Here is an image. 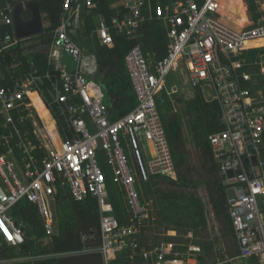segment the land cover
Masks as SVG:
<instances>
[{"label":"built area","instance_id":"2783aa9c","mask_svg":"<svg viewBox=\"0 0 264 264\" xmlns=\"http://www.w3.org/2000/svg\"><path fill=\"white\" fill-rule=\"evenodd\" d=\"M95 5V0H64L61 23L54 30L50 57L59 59L62 52L69 53L78 62L74 72L55 64L56 73L42 75L34 69L21 81L11 75L12 85H3L0 79L1 126L15 129L19 136L16 146L22 149L25 165L22 168L3 151L4 147L12 150L13 133L3 135L0 248L25 242L26 232L12 215L22 200L36 204L47 234L52 235L51 204L56 190L63 188L77 201L89 196L97 199L100 244L91 250L102 254L104 264H113L118 252L126 247L132 249V259L139 252L143 262L149 264H200L202 248L193 243L185 252L176 250L173 243L136 251L138 234L150 217L138 184L149 181L151 176H178L157 106L159 91L164 89L173 98L198 89L204 94L202 88L208 87L219 105L223 126L221 131L209 134L208 140L225 183L234 194L228 199L239 246L234 259L237 264H264V53L250 60L247 51L258 47L246 46L248 41L264 38V19L233 27L221 17L222 0H175L167 5L160 0H124L110 20L99 14L97 32L104 45L112 43L116 34L135 37L138 28L154 18L166 28L169 41L167 55L154 62L140 45L128 52L125 62L138 104L114 120L97 84L88 79L91 70L86 66V57L71 36L80 27L85 10ZM13 11L11 3L0 7V20L12 25ZM2 40L17 42L7 32ZM46 88L52 97L48 102L51 112L62 119L55 120L54 125L62 128H57L58 140H53V131L51 140L41 138L45 152L40 159L34 154V146L20 133L18 123L35 120L32 94L44 95ZM247 160L258 173L247 169ZM105 166L112 181L124 192L133 221L129 225H121L114 215Z\"/></svg>","mask_w":264,"mask_h":264},{"label":"trees","instance_id":"16d2710c","mask_svg":"<svg viewBox=\"0 0 264 264\" xmlns=\"http://www.w3.org/2000/svg\"><path fill=\"white\" fill-rule=\"evenodd\" d=\"M21 1L24 0H7L12 5ZM34 1L37 3L43 21L48 20L50 24L46 28L41 42V45L45 42L48 44L54 36V30L60 24L64 0ZM95 1L96 5L84 13L86 23L83 25V36L79 39L81 41L83 39L82 44L88 52L94 53L98 57L100 73L97 74L96 79L99 84H103L105 94L110 97L105 103L112 118L116 120L138 104L125 63L127 53L134 46L140 45L150 57L156 51L158 57L156 58L162 59L167 55L169 44L165 27L160 20L154 18L143 25L139 35L135 38L114 35L113 43L102 46L94 33L96 16L105 14L110 20L117 10L111 8L108 0ZM160 1L163 5H167L175 0ZM197 1L202 3L204 0ZM246 1L248 10L255 13L254 23H257L264 17L262 12H258L260 3L258 0ZM7 2L6 0H0V7H4ZM27 18H31V12L28 9H22L21 19ZM0 28L4 32L13 31L11 25L4 23L0 24ZM22 45L20 42L9 49L0 51L1 84H12L10 76L13 73L18 77H25L34 68H39L40 73H44L46 69L48 70L47 59L45 60L41 52H30ZM1 49L2 44L0 43ZM261 53H264V48L251 49L247 51V57L250 60H255ZM18 63L20 66L13 68V65ZM31 63H34V68L31 67ZM44 95L46 96V94ZM184 98L187 99L185 103L186 110L190 114V129L201 160L200 170L202 173L206 172L215 178H219L220 164L218 165V161L214 158L208 140L209 134L213 133V130L210 129L211 125L213 126L218 121L219 107L216 103H212V106H210V103L204 104L197 92L184 93ZM156 100L166 128L178 176L176 179L166 176H151L149 181L138 184L142 202L150 207V217L147 221H144V225L138 234V248L136 251L138 252L144 248L152 250L173 243L176 245V250L185 252L189 244L193 243L202 248V255L198 257L200 264H231L215 248V238L211 235L212 228L208 230L206 204L197 193L191 191V189L195 190L198 186L194 184L195 179L189 178L194 170L189 165L183 124L175 113L174 103L164 89L159 91ZM210 113L213 114V119ZM38 118L41 122V118L39 116ZM0 123H2L1 117ZM20 128L23 132L28 133L30 142L35 147L37 157L43 158V148L34 133L32 124L25 122L20 124ZM221 129V126L216 128L217 131ZM246 165L248 166V163ZM106 172L110 201L114 205V214L121 225H129L133 221L127 211L123 191L112 181L108 169H106ZM162 179L167 182V185L161 182ZM199 181L203 182L200 179ZM208 188L214 215L223 228L222 235L226 236L225 234H228L235 238L232 220L228 212L225 186L222 182H215L208 183ZM54 211L57 231L49 235L44 228V222L35 204L22 200L15 206L16 221L22 224L26 232L25 242L18 246L7 245L0 248V259L12 260L30 256H52L26 262L10 261L4 264H104L102 254L91 250L98 247L99 244L87 243L84 239L90 232H100L101 213L97 199L89 196L84 201H77L68 190L58 188L55 195ZM207 232L210 233L209 237L204 235ZM203 237L204 239L201 240L200 238ZM132 252L130 247L119 251L113 264H137L130 257ZM135 254L138 264H140L142 254L139 252ZM218 255H221L220 259H218ZM232 264H237V262L232 261Z\"/></svg>","mask_w":264,"mask_h":264},{"label":"crops","instance_id":"0c3cea01","mask_svg":"<svg viewBox=\"0 0 264 264\" xmlns=\"http://www.w3.org/2000/svg\"><path fill=\"white\" fill-rule=\"evenodd\" d=\"M9 1V0H8ZM223 1L224 0H222V3H223ZM6 2H7V0H6ZM8 3V2H7ZM22 3H25L23 6L25 7L26 5H28V8H24V9H28L30 12H31V18H27V19H24L23 21L25 22V24L27 23V25L21 30V33L20 34H22V35H20L19 37H18V35H17V32H16V28H15V19H14V16H13V24L11 25L12 27H13V31L12 32H7V33H10L12 36H13V38L15 39V40H17V42L14 44V43H12V42H6L5 40H0V43L2 44V49L0 50V51H2V50H5V49H9L10 47H12V46H15V45H17V43H22L23 45V47L27 50V49H29L30 50V52H37V51H39V52H41V54L44 56V58H45V60L47 59V64L49 65V68H48V70L46 69V71L44 72V73H40V74H46L47 72H49V71H51V72H53V73H56L55 72V64H60V66H63V67H65L67 70H69V71H71V72H74L77 68H78V62L76 61V59L73 57V56H71L69 53H67V52H62V56H61V58H59V59H55V58H51L50 57V51H51V47H52V45H53V37H52V39L50 40V42L47 44L46 42L45 43H43L42 45H41V42H42V36L45 34V30H46V28H48L49 27V21L48 20H44L43 21V19H42V17H41V14H40V18L41 19H38V17L36 16V15H34V12L31 10L34 6H35V4H37L34 0H26V1H21V2H19V3H17V4H15V5H13L14 6V10H15V8L17 7V6H19V5H21ZM223 6V5H222ZM30 7V8H29ZM87 10H88V8H87ZM223 10V9H222ZM247 11H248V8H247ZM247 11H245V12H247ZM85 12H87L86 10H85ZM221 13H222V11H221ZM231 15V17H232V14H230ZM98 16V15H97ZM97 16H96V20H95V22H96V29L94 30V33L96 34V37L98 38V41H99V43L102 45V46H104V44H102L101 43V40L99 39V36H98V32H97V26H98V20H97ZM221 17H222V14H221ZM223 18V17H222ZM37 20L38 21V27H37V29L36 30H33V29H29V24L31 23V22H33V20ZM2 20V21H1ZM0 20V24H2V23H4L3 21V19H1ZM225 20V19H224ZM151 20H149V21H147V22H150ZM227 22V21H226ZM60 23H61V21H60ZM86 23V20H85V16L83 15V17H82V22H81V24H80V27L79 28H77L76 30H74L73 32H72V34H71V36H72V38H73V40L75 41V43L82 49V51H83V54H84V56L86 57V61H85V63H86V66L87 67H89L90 68V73H88V79L89 80H91V81H94L96 84H97V86H98V88H99V90L101 91V93L103 94V97H105V91L103 90V84L101 85V84H99L98 83V80L96 79V76H97V74L98 73H100V66H99V61H98V57L96 56V54H94V53H90V52H88L86 49H85V47H84V45L82 44V42H83V39H82V41H81V39H79L80 37H82L83 36V30H84V24ZM146 23V22H145ZM144 23V24H145ZM228 23V22H227ZM252 24V22L251 21H249V22H247V21H245V24ZM5 24V23H4ZM143 24V25H144ZM229 24V23H228ZM7 25V24H6ZM143 25L142 26H140L139 28H138V31H137V34H136V36H138L139 35V33H140V30H141V28L143 27ZM231 25V24H230ZM231 26H233V25H231ZM243 25H240L239 27H236V26H233V27H236V28H240V27H242ZM1 29V28H0ZM165 32H166V28H165ZM117 35V34H116ZM135 36V37H136ZM166 36H167V34H166ZM135 37H132V38H135ZM129 38H131V37H129ZM167 40H168V38H167ZM114 42V41H113ZM112 42V43H113ZM111 44V43H110ZM168 44H169V41H168ZM106 45H109V44H106ZM168 47H169V45H168ZM258 48H260V47H258ZM144 53L146 54V56H147V53L144 51ZM128 54V53H127ZM67 57H68V59H67ZM157 52L155 51L154 53H153V57H151L150 58V60H151V62H154L155 60H158L157 58ZM125 58H126V56H125ZM73 60V65H71L72 64V61ZM126 63V62H125ZM88 64V65H87ZM43 65H44V63H43ZM18 66H20V64L18 63V64H14L13 65V68H16V67H18ZM31 67L32 68H34L35 67V65H34V63H31ZM34 69H39V68H34ZM33 69V70H34ZM32 70V71H33ZM31 71V72H32ZM15 78H14V80L15 79H17V80H19V81H21V79L23 78V77H18V76H16L14 73L12 74ZM93 78V79H92ZM3 79H4V77H3ZM2 81V80H1ZM12 84H13V81H12ZM11 84V85H12ZM45 87H47V85L46 86H44V88ZM201 90V89H200ZM203 91V90H202ZM190 93H194V92H197V94H198V90H195V91H189ZM45 94H46V96H47V98H45V96L44 95H42V94H38L37 96H38V98L42 101V103H43V105L45 106V108L47 109V111L49 112V117H48V119L46 120L45 118H43L40 114H39V112H38V110H37V108L35 109V117H34V121L32 122V120H27L26 122H30L31 124H32V126H33V130H34V133H35V135H36V137L40 140V144H41V146H42V148H43V155H44V152H45V149H44V147H43V145H42V140H41V138H44V139H46L47 141H49V140H51L52 139V135L50 134L51 132L50 131H53L54 132V136H56V137H54V139L53 140H58V136H59V134H58V132H56L57 131V128H58V126H59V128L61 129L62 127H61V125L60 124H58V126L57 127H55V125H54V121L55 120H57V121H62V119H61V117H59V115L57 114V113H53V112H51V110H50V106H48V102L50 101V100H52V97L49 95V92H48V90H47V88L45 89V92H44ZM185 93H188V92H185ZM203 94V93H202ZM168 95V94H167ZM199 95V94H198ZM169 96V95H168ZM177 96H180L181 98H182V102L181 103H179L177 106H175V98L177 97ZM170 97V96H169ZM200 97V96H199ZM203 97H204V99H205V102L206 103H216L217 105H218V103L215 101V100H213V99H211V100H208V99H206V97H205V95L203 94ZM108 98H110L109 96H108ZM171 98V97H170ZM47 99H48V101H47ZM201 99V98H200ZM34 100V99H33ZM171 100L173 101V103H174V107H175V113L178 115V118L182 121V124H183V131H184V120H183V118H184V114H186L185 116L188 118V123L190 124V114L187 112V110H186V98H184V93H181V94H177V95H175V96H173V98H171ZM104 101H105V98H104ZM218 107H219V105H218ZM182 108H183V110H182ZM134 109V108H133ZM183 111V112H182ZM130 112V111H129ZM179 112L182 114H179ZM128 113V112H127ZM219 114V113H218ZM125 115V114H124ZM38 116L41 118V120L43 121V123H42V121L40 122V120H39V118H38ZM123 116V115H122ZM35 122V123H34ZM23 123H25V122H22V123H18V128H19V130H20V133L21 134H23L24 136H25V138L27 139V142L29 143V144H31V142H30V139H29V137H28V133L27 132H23L22 130H21V128H20V124H23ZM59 123V122H58ZM164 123V122H163ZM218 123H219V125L221 126V128L223 129V126L221 125V123H220V119H219V117H218ZM43 124H44V126H43ZM11 127V128H10ZM190 127H191V125H190ZM0 129L2 130V132L0 133V139L3 137V135H6V134H10V132H12L13 133V138H12V150H10V148L9 147H4L3 148V151H5V152H7L8 154H9V156H11V157H13L15 160H17L18 161V163L21 165V167L22 168H24V154H23V152H22V149L20 148V147H17L16 146V143L19 141V136L16 134V131H15V129L13 128V126H9L8 128L6 127V128H4V127H2L1 126V123H0ZM221 129V130H222ZM191 130V129H190ZM221 130H219V131H221ZM9 132V133H8ZM216 132H218V131H216ZM192 133V132H191ZM214 133V132H213ZM193 135V134H192ZM194 144H195V142H194ZM32 145V144H31ZM32 146H34V145H32ZM195 146V145H194ZM212 147V146H211ZM34 149H35V147H34ZM195 150L197 151V153H198V157H199V159H200V156H199V152H198V149H197V147L195 146ZM34 154L36 155V150H34ZM213 155H214V153H213ZM215 158V157H214ZM216 159V158H215ZM216 161H218L217 159H216ZM247 163H248V166L246 165V167H247V169L250 171V172H256V173H258V169L255 167V165L254 164H252L251 162H248L247 161ZM220 163L218 162V165H219ZM107 167V166H106ZM220 167V166H219ZM106 169H108V168H106ZM201 160H200V168H193V173L192 174H194V175H197L196 176V178H194L196 181L194 182V184H197V188L195 189V190H198L199 192H197V191H195L194 189H191V191L192 192H194V193H197L201 198H202V200L204 201V203L206 204L207 203V200H208V204H209V206H210V208H212V210L210 211V215H209V213H206L207 214V216H211L212 218L211 219H214L213 221L212 220H210V218H208V223H210V227H209V230H211V225L212 224H214L215 223V220H217L216 219V217H215V215H214V212H213V207H212V203H211V201H210V197H209V192H208V190H209V188H208V183H215V182H218V183H220V182H222V184L225 186V189H226V194H227V205H228V199H229V194H228V192H229V186L225 183V176H224V174L222 173V170H221V167H220V170H219V173H218V176H219V178H215V177H213V175H210L209 173H206V172H204V173H202L201 172ZM190 176V175H189ZM161 177H163V176H161ZM166 177H168V176H166ZM169 178H171V177H169ZM172 179H176V178H172ZM199 179L200 180H202L203 182H200L199 181ZM61 189H63V188H61ZM121 190H122V188H120ZM63 190H68V189H63ZM123 191V190H122ZM69 192V191H68ZM70 193V192H69ZM206 195V196H205ZM94 198V197H93ZM123 198H124V192H123ZM24 201H27V200H24ZM124 201H125V203H126V200H125V198H124ZM111 202V201H110ZM54 203H55V197H54V200L52 201V204H51V207H52V210H53V214H54V233L57 231V225H56V220H55V211H54ZM112 203V202H111ZM36 205V204H35ZM112 206H113V208H114V205H113V203H112ZM15 208V207H14ZM14 208H13V211H12V215H13V217H14V219L16 220V217H15V215H14ZM100 208V207H99ZM126 208H127V204H126ZM149 209H150V207H149ZM127 211H128V209H127ZM150 211V210H149ZM207 212V211H206ZM262 213H264V204L262 205ZM115 215V214H114ZM22 221V220H21ZM211 221L213 222L212 224H211ZM217 222H218V220H217ZM219 225H220V223H219ZM93 232H98L99 233V240H98V242L96 243V242H93L92 241V238H93V235H89L90 233H88L85 237H84V239H85V241L87 242V243H95V244H100V232L99 231H93ZM212 232H213V230L211 231V235H212ZM231 243V242H230ZM169 244V243H168ZM168 244H166V245H168ZM165 245V246H166ZM232 245V244H231ZM164 247V246H163ZM233 247H235V251H234V253L232 252V257L229 259V261H235V257L238 255V253H239V246H238V243H237V241H236V239L233 241ZM145 249V248H144ZM52 255H49V256H43V257H40V256H30V257H24V258H16V259H12L11 260V262H26V261H31V260H36V259H38V258H48V257H51ZM118 256V255H117ZM117 256H116V258H117ZM19 259H21V260H19ZM4 260V259H3ZM104 260V259H103ZM8 261V260H7ZM133 261H135L137 264H138V260L135 258V259H133ZM8 262H10V261H8ZM7 263V262H6ZM113 263H114V261H113ZM2 264H4V263H2ZM140 264H149V263H145V262H143V260H141L140 261Z\"/></svg>","mask_w":264,"mask_h":264},{"label":"rangeland","instance_id":"374dc122","mask_svg":"<svg viewBox=\"0 0 264 264\" xmlns=\"http://www.w3.org/2000/svg\"><path fill=\"white\" fill-rule=\"evenodd\" d=\"M108 1H109L112 9L118 10L122 6V3L124 0H108ZM258 2L260 3V8L258 9V12H262L264 14V0H258ZM222 5H223L222 17L229 24L236 26V27H239L240 25H244L245 21H247V22L251 21L252 23L254 22L255 13L250 11V10L247 11L248 3L246 0H224ZM245 11H247V12H245ZM230 14H232V17ZM263 19H264V17H263ZM147 56L150 57L148 54H147ZM151 57H153V56H151ZM67 59H68V57H67ZM71 62H72L71 65H73V60ZM202 90L204 92L206 99L211 100L212 97L210 95V89L208 87H203ZM104 98H105V101H107L108 95L106 94ZM211 104L212 103H210V106H212ZM182 110H183V108H182ZM179 114H181V113L179 112ZM185 115L186 114L183 115L184 116V118H183V120H184V136H185V144H186L185 148H186V152L188 153V158H189V165L192 168H196V167L200 168V159L198 157L197 151L195 150L194 138H193V135H192L191 130H190V124L188 123V118ZM216 128H220L218 121L215 122L213 124V126L211 125V127H210V129L213 130V132L218 130V129L216 130ZM196 176L197 175H194L191 173L189 178L194 179V178H196ZM161 182H164L165 185H167V182L165 180L162 179ZM195 191L199 192L198 190H195ZM211 210H212V208H210V206L208 204V200H207V203H206V211L207 212L206 213H209V215H210ZM207 217L210 218V220H212V221L214 220V219H211L212 218L211 216H207ZM212 221H211V224L213 223ZM209 225H210V223H209ZM209 225H208V227H210ZM211 228L213 230L212 236H213V238H215V241H214L215 246H216L215 248L219 252L222 253V255L224 256V258L227 261H229L230 256L232 255V252L234 253V251H235V247H233V241L235 240V238L232 237L231 235H228V234H225L226 236L222 235L223 228L219 225V222H217V220H215V223L211 225ZM208 230H209V228H208ZM204 235L206 237H209L210 233L207 232ZM200 239L203 240L204 237L200 238ZM220 258H221V255H218V259H220ZM19 260H21V259H19ZM8 261H11V260H8ZM8 261L0 259V264L6 263ZM230 262L232 264V261H230Z\"/></svg>","mask_w":264,"mask_h":264},{"label":"water","instance_id":"95a60500","mask_svg":"<svg viewBox=\"0 0 264 264\" xmlns=\"http://www.w3.org/2000/svg\"><path fill=\"white\" fill-rule=\"evenodd\" d=\"M25 7L28 8V5H26ZM25 7L23 6V4H21V5L17 6L15 8V10L13 11V16H14V19H15V28H16V32H17L18 37L20 35H22V34H20L21 30L27 25V23L25 24V22L21 19V11ZM31 10L34 12V15H36L38 17V19H41L40 18V11H39V8H38L37 4H35V6ZM3 35H4V30L1 28L0 29V40H2ZM198 94H199L202 102L205 104L206 102H205V99H204L203 94H202L200 89H198ZM181 102H182V98L180 96H177L175 98V106H177ZM210 116L213 119V114L212 113H210ZM218 117H220V114H218ZM253 159H254V161H256L255 157ZM229 176L230 177L234 176L233 171L229 172ZM251 177L254 178V175L252 174ZM228 194H229V197H231V198L234 196L232 190H229ZM89 235H93V238H92L93 242H96V243L98 242V240H99V233L98 232H91Z\"/></svg>","mask_w":264,"mask_h":264},{"label":"bare ground","instance_id":"6f19581e","mask_svg":"<svg viewBox=\"0 0 264 264\" xmlns=\"http://www.w3.org/2000/svg\"><path fill=\"white\" fill-rule=\"evenodd\" d=\"M247 47H259V46H264V38H260V39H255V40H251L248 41L246 43ZM32 97L34 99V103L35 106L39 112V114L45 118L46 120L49 117V112L47 111V109L45 108V106L43 105L42 101L38 98L37 94H32Z\"/></svg>","mask_w":264,"mask_h":264},{"label":"flooded vegetation","instance_id":"af4514ba","mask_svg":"<svg viewBox=\"0 0 264 264\" xmlns=\"http://www.w3.org/2000/svg\"><path fill=\"white\" fill-rule=\"evenodd\" d=\"M28 26H29V29L36 30L37 27H38V21L35 19V20H33V22H31Z\"/></svg>","mask_w":264,"mask_h":264},{"label":"clouds","instance_id":"9594fccd","mask_svg":"<svg viewBox=\"0 0 264 264\" xmlns=\"http://www.w3.org/2000/svg\"><path fill=\"white\" fill-rule=\"evenodd\" d=\"M24 1H26V0H24ZM23 5L25 4V3H22Z\"/></svg>","mask_w":264,"mask_h":264}]
</instances>
